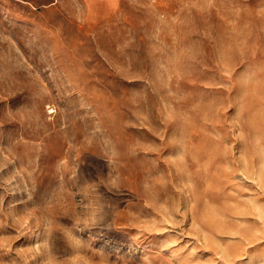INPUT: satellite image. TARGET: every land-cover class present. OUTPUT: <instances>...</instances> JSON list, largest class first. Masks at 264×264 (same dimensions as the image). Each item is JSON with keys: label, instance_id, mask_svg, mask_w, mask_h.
I'll return each mask as SVG.
<instances>
[{"label": "rangeland", "instance_id": "rangeland-1", "mask_svg": "<svg viewBox=\"0 0 264 264\" xmlns=\"http://www.w3.org/2000/svg\"><path fill=\"white\" fill-rule=\"evenodd\" d=\"M0 264H264V0L0 4Z\"/></svg>", "mask_w": 264, "mask_h": 264}, {"label": "crops", "instance_id": "crops-1", "mask_svg": "<svg viewBox=\"0 0 264 264\" xmlns=\"http://www.w3.org/2000/svg\"><path fill=\"white\" fill-rule=\"evenodd\" d=\"M56 0H0V4H9L13 2H19L23 4H29L32 6L49 5L54 3Z\"/></svg>", "mask_w": 264, "mask_h": 264}]
</instances>
